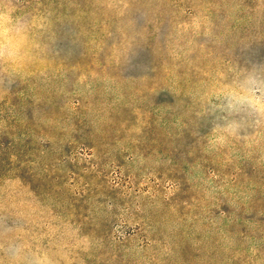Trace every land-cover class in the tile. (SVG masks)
I'll list each match as a JSON object with an SVG mask.
<instances>
[{
    "label": "rangeland",
    "instance_id": "obj_1",
    "mask_svg": "<svg viewBox=\"0 0 264 264\" xmlns=\"http://www.w3.org/2000/svg\"><path fill=\"white\" fill-rule=\"evenodd\" d=\"M0 264H264V0H0Z\"/></svg>",
    "mask_w": 264,
    "mask_h": 264
}]
</instances>
